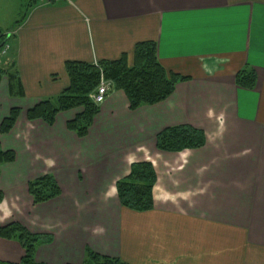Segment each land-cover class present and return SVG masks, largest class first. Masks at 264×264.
Masks as SVG:
<instances>
[{"label":"crops","instance_id":"obj_1","mask_svg":"<svg viewBox=\"0 0 264 264\" xmlns=\"http://www.w3.org/2000/svg\"><path fill=\"white\" fill-rule=\"evenodd\" d=\"M0 33V122L20 109L0 134L15 154L0 164V225L51 236L35 246L36 262L81 264L88 248L127 264H264V0H0ZM142 41L188 77L165 100L130 110L112 89L82 138L66 127L80 108L52 125L27 119L67 86L65 62L124 55L131 65ZM247 68L251 89L235 82ZM181 124L201 130L204 145L158 150L156 134ZM142 161L156 174L153 207L135 211L115 183ZM46 173L60 194L34 204L27 183ZM22 254L0 238V261Z\"/></svg>","mask_w":264,"mask_h":264},{"label":"trees","instance_id":"obj_2","mask_svg":"<svg viewBox=\"0 0 264 264\" xmlns=\"http://www.w3.org/2000/svg\"><path fill=\"white\" fill-rule=\"evenodd\" d=\"M0 38L4 36L0 33ZM68 77L67 86L54 98L43 99L26 111L28 120L41 119L52 125L57 113L80 108L66 127L78 137L87 134L94 115L98 112L91 95L95 92L100 76L110 81L113 89L123 91L130 110L141 105H151L165 100L174 90L175 84L187 80V76L165 70L156 57L153 41L138 42L133 50V63L127 64L122 55L115 60H100L93 63L67 61L64 65ZM4 73L0 68V77ZM12 77V76H10ZM238 86L251 89L255 85V73L251 69H242L235 74ZM20 112L12 107L8 115L0 122V134L10 131ZM204 133L190 125L181 124L166 127L155 136L158 150L178 152L183 149H195L204 145ZM15 154L0 147V164L12 162ZM156 180L153 165L148 161L130 165L128 174L115 183L116 195L123 207L135 211H146L153 207L152 189ZM27 189L34 204L49 201L60 194V188L49 173L28 181ZM1 200V193H0ZM0 238L16 239L23 254L19 261L12 263L0 261V264H45L36 262L34 249L37 244L49 243L51 236L29 232L23 225L11 221L0 225ZM81 264H127L119 258L100 255L86 248Z\"/></svg>","mask_w":264,"mask_h":264},{"label":"built area","instance_id":"obj_3","mask_svg":"<svg viewBox=\"0 0 264 264\" xmlns=\"http://www.w3.org/2000/svg\"><path fill=\"white\" fill-rule=\"evenodd\" d=\"M52 1H61L64 3H68V4H74L75 0H36V2L40 3V4H46ZM7 45L3 46L0 49V54H4L6 51ZM112 84L110 81L106 80L103 76H100L98 85L95 89V92L91 95L92 100L96 103V104H100L104 101L107 93L112 90Z\"/></svg>","mask_w":264,"mask_h":264},{"label":"rangeland","instance_id":"obj_4","mask_svg":"<svg viewBox=\"0 0 264 264\" xmlns=\"http://www.w3.org/2000/svg\"><path fill=\"white\" fill-rule=\"evenodd\" d=\"M19 1H20V0H12V3H13V5H14V4H17ZM0 48H1V47H0ZM6 53H7V51L5 52V54H2V55L0 54V56H1V57H4V56H6ZM94 62H96V61H94ZM0 64H3V63L1 62ZM14 241H17V240L14 239ZM19 254H20V253H19ZM18 256H20V255H13V256L11 257V258H12L11 260L16 261V260L19 258Z\"/></svg>","mask_w":264,"mask_h":264}]
</instances>
